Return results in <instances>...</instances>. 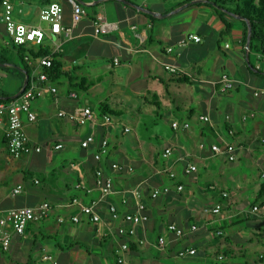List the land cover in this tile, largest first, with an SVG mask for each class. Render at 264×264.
<instances>
[{
    "label": "crops",
    "instance_id": "obj_1",
    "mask_svg": "<svg viewBox=\"0 0 264 264\" xmlns=\"http://www.w3.org/2000/svg\"><path fill=\"white\" fill-rule=\"evenodd\" d=\"M9 1L23 10V22L43 27L40 17L39 24L34 18L40 16L45 5L53 2L63 5V23L70 26L72 3L76 0H43L38 6L20 0ZM110 1L115 2L117 18L109 19L99 5L94 14L86 8L87 16L73 28L72 39L68 40L63 34L51 36L50 30L43 27L48 35L43 45L54 48L63 44L60 53L63 70L69 73V78L82 79V89L91 90L101 86L103 76L88 72L82 59L87 58L89 42L95 39L93 43L100 50L95 58L109 63L110 66L104 67V73L113 75L114 84L154 86L147 89L150 98L144 100L167 108L174 135L160 152L152 148L149 157L140 152V159L133 158L127 147L109 146L103 164L108 159L110 165L121 163L132 166L133 170L123 173L111 170L115 193L103 197L86 167L87 162L94 159L97 148L83 149L80 144L87 135L95 134L98 139L107 136L110 145V130L117 124L111 119L112 125L103 126L105 112L99 117L89 99L81 104L80 94L71 84L66 92H62L59 84L50 80L47 86L57 87V92L48 91L33 102L37 120L31 122L26 114H22L27 134L34 144L43 147L42 151L14 158L9 153L4 131H0V220L12 208L37 206L43 202L50 203L52 208L48 217L31 222L24 234L13 233L7 251L0 247V264H117L115 250L124 240L134 242L127 253L133 264H215L216 257L209 258L212 248H221L219 255L226 247L232 250V256H236L247 251L244 243L253 239L264 246V199L258 201V194L264 186L260 178L264 169V96L254 94L255 90L264 88V55L247 53L242 44L243 25L240 21H234L230 34L225 35L218 45L224 26L215 11L208 20L197 22L193 16L188 22L175 21L168 26L164 18H159L162 16L159 11L150 13V9H146L143 12L121 0ZM84 2L78 0L84 6L99 1ZM195 7L197 12L209 8ZM1 16L0 6V46L14 47L4 33ZM98 16L114 24L106 35L94 34L93 22ZM116 31L118 34L113 35ZM189 33L200 35L202 41L181 49L180 54L166 52L168 47ZM226 38L234 42L236 48L232 44L229 46L224 41ZM215 42L223 55L211 50ZM114 58H119V64L114 63ZM17 59L21 61L20 57ZM0 61H3L1 57ZM18 61L15 64L21 69L14 75L20 79L21 85L17 91H9L8 85L0 86V98L13 97L22 91L28 74ZM28 62L37 78L41 70L37 60L29 58ZM3 64L0 69L9 63ZM166 65L175 66L178 72H171ZM126 66L128 73L124 69L119 72L115 69ZM174 74L187 75L190 83L177 82ZM223 74L237 81L235 88L226 92L220 90L215 83ZM86 80L88 84H85ZM90 82L94 84L90 86ZM140 90L134 89L133 95L143 98ZM73 92L77 97H71ZM123 93L117 95L123 106L135 107L132 96ZM110 102V97L100 99L101 104L109 106ZM84 106L90 107L95 116L85 125L72 122L67 115L59 116L61 111L69 114ZM122 112L118 110L119 115ZM203 115L209 116L210 121H201ZM175 121L179 122L177 128L173 127ZM185 123L190 127L184 128ZM126 129L129 128H125V132L131 131ZM136 139L135 148L140 150L143 140L139 135ZM227 143L237 147L234 162L229 161L227 155H215L211 151L213 144L224 148ZM58 144L63 147L56 149L54 146ZM168 147L172 148V154L165 158L163 153ZM190 163L197 165L198 171L187 175L184 170ZM170 172H174L175 177H171ZM181 184L183 190L178 191L177 186ZM18 185H22L23 190L14 195L13 190ZM162 187H169L171 191L152 199V190ZM135 188L141 192L149 221L138 226L135 237L128 239L120 236L118 229L127 226L122 215L136 209L133 196L127 193ZM124 194L126 202H123ZM75 199L83 204L96 202L102 223H91L86 215L81 214L79 206L73 204ZM218 204L221 205L219 213L208 212ZM111 205L121 212L120 218L114 220L111 217ZM254 206H258L259 211L253 212ZM75 215H80L81 222L70 221ZM60 218L65 221L60 222ZM170 223L185 228L196 224L199 230L191 236L176 238L166 231ZM161 235L167 240L164 249L157 245ZM138 240H144L145 244L140 245ZM187 247L196 248V255L178 257L179 251ZM45 256L52 259H45ZM260 259H264V254Z\"/></svg>",
    "mask_w": 264,
    "mask_h": 264
},
{
    "label": "built area",
    "instance_id": "obj_2",
    "mask_svg": "<svg viewBox=\"0 0 264 264\" xmlns=\"http://www.w3.org/2000/svg\"><path fill=\"white\" fill-rule=\"evenodd\" d=\"M2 16L1 22L5 27V34L9 38V43L15 46H40L44 44L45 38L48 36L46 31L41 26H33L23 22V12L17 10L16 6L9 0L2 1ZM87 15V11L81 3L74 1L72 3V23L67 26L63 23L64 19V7L60 2H53L45 5L40 11V20L47 22L50 28L51 36L65 35L67 39L73 38V28L77 26ZM94 34L96 36L106 35L113 28L114 24L108 22L104 17L98 16L93 22ZM202 38L198 34L189 33L183 36L174 46H170L166 49V52L173 54L177 52L180 54V50L188 47L191 44H199ZM62 45H55L51 54L41 56L37 59L38 67L41 69L37 78L33 73V77L30 81V86L19 94L13 96L10 100L0 101V131H4L6 144L9 153L14 158H21L22 156L29 155L33 152H41L43 147L38 144H34L27 134L24 123L22 120V114H26L29 121L34 122L37 120V113L32 109L33 102L44 96L46 92H57V87L47 86L50 78L45 72V68L53 66V55L62 52ZM228 47V46H227ZM119 58H114V63L119 64ZM166 69L173 73L178 72V68L172 65H166ZM237 81L230 76L223 74L220 79L215 83L219 85L222 92H226L235 88ZM255 96H264V88H259L254 92ZM71 97H77L76 93H72ZM67 115L72 122H76L79 125H85L88 122L94 120V112L90 107H78L73 113L67 114L66 112H59V116ZM245 118V117H244ZM201 121L209 122L210 117L207 115L200 116ZM103 126L112 125L111 118L105 115ZM173 127H179V122H173ZM188 123L184 124V128H189ZM129 131V129H126ZM264 141V140H263ZM81 147L83 149H95L94 159L99 163L102 162L104 156L109 152V139L107 136L98 139L95 134H89L81 140ZM56 149L63 147L62 144L54 146ZM204 147L202 146L201 149ZM211 151L215 155H227L229 161L234 162L237 160V147L231 143H227L224 148L217 144L211 146ZM172 154V148L168 147L164 151L165 158H169ZM113 172H132V166H126L121 163H112ZM185 174L190 175L198 171V166L195 164H188L185 168ZM171 177H175L174 172H170ZM260 178L264 181V169L260 172ZM95 185L100 190L103 197L112 195L115 193L114 180L110 173H108L102 166L96 169ZM23 190L22 185H18L14 188L13 194L18 195ZM178 191L183 190V186H177ZM171 191L169 187L154 188L151 192L152 199H158L162 194H168ZM135 202V211L121 214L115 205L110 206L111 217L116 220L121 217L127 226H122L118 229V234L124 238H133L136 235V229L140 225H144L149 221V215L146 211V206L142 202V195L138 188L132 189L129 192ZM227 196V193H224ZM123 202H126L125 194L123 196ZM73 204L79 206L81 214L88 217L91 223L101 224L102 218L97 210V203L92 202L89 204H83L77 199L73 201ZM51 205L48 202H43L37 206L17 207L10 209L7 214L0 220V247L2 250L7 251L10 248L12 235L24 234L27 226L31 222H38L48 217L51 211ZM221 211V205L218 204L212 210L208 212L219 213ZM259 211L258 206H254L253 212ZM60 222H64V218L59 219ZM70 221L72 223L81 222L80 215L73 216ZM199 230L198 225L192 224L188 228L180 227L175 223H170L166 226V231L174 234L176 238H184L191 236ZM140 245H144V240H138ZM157 245L159 248L164 249L167 245L165 235H161L158 238ZM130 251V244L127 240H124L115 250L117 264H133L128 258L127 253ZM196 248H183L179 251L178 257L186 258L188 256L196 255ZM45 259H52V257L45 256ZM218 260H223V254H219Z\"/></svg>",
    "mask_w": 264,
    "mask_h": 264
},
{
    "label": "rangeland",
    "instance_id": "obj_3",
    "mask_svg": "<svg viewBox=\"0 0 264 264\" xmlns=\"http://www.w3.org/2000/svg\"><path fill=\"white\" fill-rule=\"evenodd\" d=\"M23 1L25 4L31 3L35 6H38L40 1L43 0H20ZM63 1V0H59ZM84 2V0H79ZM92 1V0H89ZM99 1L98 5L101 7L102 11H105L106 15H108L109 19L117 18V9L115 6L114 1L110 0H93ZM134 5L139 7H143L146 9L156 10L162 13V16L159 18H164L168 26H170L175 21H182L188 22L194 16L197 22L208 20L210 15L214 13V10L206 8L205 11L203 9H198L195 7V4L192 2H186V0H126ZM86 3V2H84ZM201 3V2H198ZM133 7V6H131ZM135 8V7H133ZM17 10H21L18 6L16 7ZM181 9L179 12H175L176 10ZM87 10L90 14H94L96 7H91L87 5ZM137 10H139L137 8ZM23 12V10H21ZM140 11V10H139ZM170 11V12H169ZM143 12H146L143 10ZM167 12V13H165ZM170 13V15L168 14ZM175 12V13H174ZM172 14V15H171ZM187 16L186 19H184ZM39 15L34 18L36 23H40ZM41 24L44 28L48 31L50 30L49 25L47 22H42ZM113 35H117V31L112 33ZM89 42V50L87 52V58L82 59L85 62V69L90 73H98L103 76V80L101 82V86H96L95 89L85 90L82 89L80 86H72L75 90L78 91L80 94V101L81 104L85 101V99L90 100V104L94 107L97 115H100L102 112H106V108L103 107L100 103V99H106L110 97L109 106L116 110H122L123 112L120 115H110L111 119L116 126L110 130V140L111 145L110 147L113 148L114 145L119 144L122 145L124 148L127 147L129 153L135 159H140L141 154L140 152L146 153L147 157L150 154L152 148H156L159 152L164 148L168 141H170L171 137L174 135V132L171 128L169 117L170 112L164 106H158L152 103H144V99L146 97L150 98V95L147 93V89H151L154 86H123V83L114 84L115 78L112 74H105L104 67L110 66L107 61L104 59L95 58L96 55L99 54V49L97 48L96 44ZM226 43H229V46L235 47L234 42L230 41L228 38L224 39ZM52 44V41H50ZM86 43V42H84ZM233 49V48H232ZM211 50L213 52L220 53L223 55V51L218 49V46L215 42L213 44ZM235 51V50H233ZM228 52V51H227ZM230 52V51H229ZM0 57L4 61L9 62L7 67H3L0 69V74L2 78H0V86L8 85L9 91H17L21 85L20 79L15 76V73L20 72L19 65L15 64L16 60L18 61V51L15 47H1L0 46ZM21 63V61H18ZM69 60L66 59V63ZM98 70L97 72L95 70ZM114 69V68H113ZM117 72L124 69V71H129V68L122 67V68H115ZM89 79V76H87ZM58 88L62 92H66L70 88L69 79L66 76H63L60 80V84ZM134 89H141V94L143 98H139L138 96L133 95ZM126 92L131 98H133L134 103L136 104L135 107L131 109L130 106H123L124 104L119 101V97L117 96L119 93L124 94ZM111 93H114L113 95ZM174 94L171 95L173 98ZM151 101V100H150ZM119 104H116V103ZM137 114V115H136ZM125 128H129L130 132H125ZM137 135L140 136V139L143 140V147L139 150L135 147L137 146ZM156 135L159 137L157 138ZM186 142H189L186 140ZM73 152L70 153L72 155ZM77 153V152H76ZM81 150L79 149V158L80 159ZM78 154V153H77ZM68 155V153H66ZM230 166L229 164H227ZM202 202L206 203V200L200 198ZM264 237V232L262 233ZM264 239V238H263ZM247 251H243L242 254H238L236 256L228 255L223 260H218V252L221 248H212L209 251V258H215V264H264V259H260V255L264 254V246L256 239H253L250 243H244ZM224 250L227 248L224 247ZM208 264V263H204Z\"/></svg>",
    "mask_w": 264,
    "mask_h": 264
},
{
    "label": "trees",
    "instance_id": "obj_4",
    "mask_svg": "<svg viewBox=\"0 0 264 264\" xmlns=\"http://www.w3.org/2000/svg\"><path fill=\"white\" fill-rule=\"evenodd\" d=\"M2 1L3 0H0V6L2 5ZM164 1H169V0H164ZM192 1L193 0H186V2H192ZM97 5L98 4H94V5H90V6L94 8ZM192 5H203V6H206V7L213 9L217 13L218 17L220 18V20L224 26L222 32L219 35L218 45L221 43L222 38L225 35L230 34V32L233 28L234 21H240L243 25L242 44L244 45V47L246 46V43L248 40L249 27H251L252 33H251V41H250V47H249L248 53L249 54L260 53L261 55H264V0H205V2L195 3ZM84 8L86 10L87 6H84ZM230 12L234 13L237 16L243 17L245 20H241V19L236 18L235 16L231 15ZM148 16L153 18L152 15H148ZM4 33H6L5 27H4ZM14 47L18 51V54H19V57L21 60V67L28 74V81H27V85H26V88H27L28 86H30V81L33 77L32 71H31L29 64H28L29 58L37 60L40 56L51 54L53 51V48H51L50 46H46V45H40V46L30 45L27 47L14 45ZM244 52H246L245 48H244ZM60 53L53 55V66L50 68L44 69L45 72L48 74L50 80L54 83L60 84L61 78L63 76H66V77H68L70 84L72 86H82L80 83L82 81V79H80L78 77H70L69 78V73L65 72L63 70L64 64L61 62ZM0 62L9 63V62L4 61V60L0 61ZM21 73L23 74L22 71H21ZM174 76H175V78H176L175 80L177 82L190 83L188 76L185 74H174ZM85 84H88L87 80L85 81ZM89 84H90V86H92L94 84V82H90ZM164 84L166 86L165 82H164ZM11 98H12V96H3L2 98H0V101L10 100ZM144 101H145V103H152V104L160 106L157 102L154 103L150 100H144ZM101 105L106 108L105 114L117 115V116L119 115L118 110L111 108L110 106H108L105 103H102ZM101 115H104V113H101L99 115V117ZM111 165L108 163V159L104 160V164H103V162L98 164V162L95 159H93V160H89L87 162L86 167L89 169V174L93 178H95L96 169L98 167L102 166L109 173L112 170ZM263 199H264V186L258 194V201H261ZM133 243L134 242H129L130 247H132L134 245ZM67 247L69 248L70 245H68ZM223 252H224L223 253L224 257H226L228 255H232V253H233L232 250L229 248L224 250Z\"/></svg>",
    "mask_w": 264,
    "mask_h": 264
},
{
    "label": "water",
    "instance_id": "obj_5",
    "mask_svg": "<svg viewBox=\"0 0 264 264\" xmlns=\"http://www.w3.org/2000/svg\"><path fill=\"white\" fill-rule=\"evenodd\" d=\"M76 1L78 2V0H76ZM121 1H122L124 4L128 5V6H133V7H135L136 9L138 8L140 11H143V10L146 11L145 8H143V7H139V6H137V5H134V4H132V3L128 2V1H126V0H121ZM198 2H205V0H194V1H193V3H198ZM150 13H153V12L150 11ZM230 14L233 15V16H235V17L238 18V19L245 20L243 17H241V16H237V15H235L234 13H231V12H230ZM251 33H252V32H251V27H249V30H248V40H247V43H246L247 53H248V51H249V47H250ZM4 65H5V64L0 63V66H4ZM27 81H28V76H26V79H25L24 86H23L22 90H24V89L26 88ZM21 92H22V91H21Z\"/></svg>",
    "mask_w": 264,
    "mask_h": 264
}]
</instances>
